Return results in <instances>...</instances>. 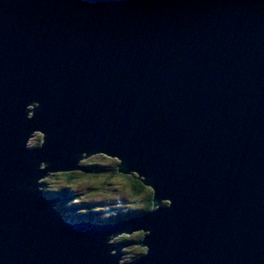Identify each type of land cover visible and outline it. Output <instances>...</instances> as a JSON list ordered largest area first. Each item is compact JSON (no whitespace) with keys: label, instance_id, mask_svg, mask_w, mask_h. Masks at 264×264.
Masks as SVG:
<instances>
[{"label":"water","instance_id":"95a60500","mask_svg":"<svg viewBox=\"0 0 264 264\" xmlns=\"http://www.w3.org/2000/svg\"><path fill=\"white\" fill-rule=\"evenodd\" d=\"M95 154L152 209L64 217ZM0 264H264V0H0Z\"/></svg>","mask_w":264,"mask_h":264},{"label":"rangeland","instance_id":"374dc122","mask_svg":"<svg viewBox=\"0 0 264 264\" xmlns=\"http://www.w3.org/2000/svg\"><path fill=\"white\" fill-rule=\"evenodd\" d=\"M41 140L42 138L40 133L35 132L27 141V145L36 147L39 145ZM84 160L86 162H84ZM115 160H112V158L110 159L109 157H105L100 154H95L83 159L81 163L88 164L87 161H96L98 163H101V165L107 167L109 165H114ZM75 172L76 178H73L71 183H68L67 181L62 179L60 175L56 174H49L48 176L40 180L42 184H45H43L42 188H44L45 190L50 189L49 191L52 192L51 194H48L50 197L55 198V196L59 194V192L57 191H59L60 186L67 187L70 190V193H72L73 195L69 196V198L78 195L77 197L79 198V200L77 202H68L67 205L65 204V202L67 201L62 198L56 197V204L58 203L57 207L64 213L67 212L69 216L74 218V220L72 221L80 220L77 215L81 213L82 207H80L79 205L82 202H91L97 204V207H94L93 209L97 211L95 215L101 218L114 213L116 210L126 212L125 210H129L131 207L133 208L134 206L141 205L140 199L138 198L140 196L134 198L128 193L129 186L125 178L120 176H110L109 171H102L96 174H91L92 171H89L87 174H82L80 173L81 171L78 170H76ZM45 178L47 180L44 181ZM66 217H68V215H66ZM105 223L106 222H103V224ZM123 235H127L130 238L137 239L133 242L124 243V239L120 240V237H122ZM141 237L142 233L140 231H134L130 234H117L116 236L111 237L109 241L113 245H119V243L136 244L139 242ZM138 248L142 249L138 250V252L144 251V248L138 245H128L122 247L120 260L126 261V259L131 258L137 252Z\"/></svg>","mask_w":264,"mask_h":264},{"label":"trees","instance_id":"16d2710c","mask_svg":"<svg viewBox=\"0 0 264 264\" xmlns=\"http://www.w3.org/2000/svg\"><path fill=\"white\" fill-rule=\"evenodd\" d=\"M102 156H105L103 154H100ZM107 157V156H105ZM111 159V157H109ZM114 158H112L113 160ZM115 160V159H114ZM84 162H86L84 160ZM88 164H83L88 170H78L81 171L80 173L82 174H87L89 171H92L91 174H96L102 171H109V175L110 176H120L123 177L127 180V184L129 186L128 188V193L134 197L137 198L138 197L140 199L141 205L139 206H134L133 208L129 207L130 209L125 210L126 212H122L119 210H116L114 213L107 215L104 218H101L97 215H95V213H97V211H95L93 208L97 207V204L91 203V202H82L79 206L82 207L81 209V213H79L77 215V217L80 220H91L92 222L95 223H103V222H114L116 220L122 217H127L131 214H140L146 211H149L150 209H152V189L146 185H144L141 180L137 177L136 174H122L120 172L117 171V161H114V165L112 166H103L101 165V163H98L96 161L93 162H89L87 161ZM56 175H60L62 179H64L65 181H67L68 183L72 181L73 178H76V172L72 171V172H66V173H58ZM47 180L46 178L44 179V181ZM44 193L51 194L52 192L49 191L50 189H44ZM56 191V190H55ZM59 194L55 197L57 198H62L65 201V204L67 205L68 202H77L79 200V198L76 196H72L69 198V196L73 195L72 193H70V190L67 187L64 186H60L59 187ZM77 194V193H76ZM69 200V201H68ZM63 204V203H62ZM163 205L167 204V202H162ZM65 206V205H64ZM75 206V205H74ZM62 215L64 217H66V215H68V217H66L67 219H69L70 221L74 220V218H72L71 216H69V214H67V212H63L62 210H59ZM111 239V238H110ZM123 240L124 243H129V242H133L136 239L130 238L127 235H123L122 237H120V240ZM132 240V241H131ZM138 250H142L140 248L137 249V252L134 254V256H132L131 258L126 259V261L135 259L137 257H139L143 251L138 252Z\"/></svg>","mask_w":264,"mask_h":264},{"label":"bare ground","instance_id":"6f19581e","mask_svg":"<svg viewBox=\"0 0 264 264\" xmlns=\"http://www.w3.org/2000/svg\"><path fill=\"white\" fill-rule=\"evenodd\" d=\"M84 159H85V158H84ZM82 160H83V159H82ZM82 160L79 161V164H81V165H83V164L81 163ZM53 174H58V173H53ZM162 201H163V200H162ZM162 201H161V202H162ZM163 202H166V200H164Z\"/></svg>","mask_w":264,"mask_h":264}]
</instances>
